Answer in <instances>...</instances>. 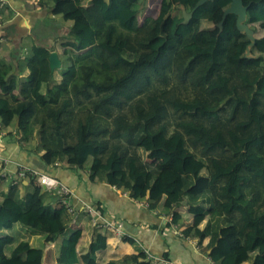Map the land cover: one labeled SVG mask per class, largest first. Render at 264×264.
I'll return each instance as SVG.
<instances>
[{
    "label": "trees",
    "instance_id": "16d2710c",
    "mask_svg": "<svg viewBox=\"0 0 264 264\" xmlns=\"http://www.w3.org/2000/svg\"><path fill=\"white\" fill-rule=\"evenodd\" d=\"M48 1L54 15L72 22L63 44L69 66L51 87L50 49H31L24 81L1 62L0 123L18 120L21 140L37 137L54 166L85 170L92 159L91 181L160 214L180 207L167 225L193 217L183 237L210 238L203 251L215 264H264V0H243L247 23L262 31L251 58V41L237 38L236 15L219 27L231 0H209L188 23L182 8L191 12L200 0H159V15L142 23L143 0ZM165 71L192 97L153 91L154 78L166 82ZM7 180L0 264H152L146 253L108 254L109 235L95 227L90 244L80 228L63 238L80 214L92 222L91 215L46 204L34 178L24 194L16 176ZM16 226L33 231L21 235Z\"/></svg>",
    "mask_w": 264,
    "mask_h": 264
},
{
    "label": "crops",
    "instance_id": "0c3cea01",
    "mask_svg": "<svg viewBox=\"0 0 264 264\" xmlns=\"http://www.w3.org/2000/svg\"><path fill=\"white\" fill-rule=\"evenodd\" d=\"M4 4V10L0 12L2 23L0 24V63H9L13 66L10 76H16L19 80H26L30 73L27 67L28 56L34 46L46 47L56 51L62 62V68L66 66L67 57L64 54L63 44L70 41L67 38L72 23L63 19L60 15L53 14V3L48 0H0ZM47 21L50 24H47ZM47 27V28H46ZM62 72L55 71V81L50 85L61 81ZM47 85L43 87L45 93ZM20 90L16 89L14 94ZM0 155L9 161L7 170L13 175L17 173V165H23L34 169L41 174L51 176L59 180L64 186L73 191L71 204L83 211V206L94 205L101 208L104 220L120 223L125 233L126 240L119 241L108 234V243L111 255H130L150 252L158 260L167 261L170 264H215L210 258V251L203 250L209 244L210 238L199 243L195 237H183L182 232L188 224L193 222V217L185 214L179 224L167 225L171 218V212L180 209L174 207L163 213L151 211L147 208L146 201H135L129 195L115 187L102 184L99 181L90 180L89 170H72L65 162H59L55 166L49 161L48 153L39 146L37 137L29 141L21 140L17 133L19 121L14 126L5 127L0 123ZM10 174V175H11ZM6 181V182H5ZM0 184V192L7 191L8 186ZM30 179L23 180L24 186H20L22 193L32 189ZM45 203L51 206L57 204V199L50 191L43 189ZM77 227L83 230L84 239L89 238V244L94 240L95 230L88 217L80 214ZM4 233L0 232V236ZM61 241L51 244L49 258L53 257L60 248ZM56 256V255H55ZM54 256V257H55ZM51 261V260H50ZM53 264V263H49ZM55 264V263H54ZM249 264V263H244Z\"/></svg>",
    "mask_w": 264,
    "mask_h": 264
},
{
    "label": "built area",
    "instance_id": "2783aa9c",
    "mask_svg": "<svg viewBox=\"0 0 264 264\" xmlns=\"http://www.w3.org/2000/svg\"><path fill=\"white\" fill-rule=\"evenodd\" d=\"M3 10H4V4L0 5V12ZM1 23L2 20L0 15V24ZM7 165H9V161L0 155V176H2V178H5L6 180L7 179L10 180L12 177L14 178L16 176V178L19 179L20 181L26 179L28 180L31 178L36 179L38 186H42L43 189H45L46 191H50L55 196L58 203L64 205L72 216H76L77 209L75 208V206L71 204L72 202L71 200L73 199L74 196L73 191L71 189L64 186L57 179L45 174H41L36 170L27 168L23 165H17L18 171L16 175L12 176V174L6 169ZM82 210L88 212L91 215L92 226L98 229L100 232H106L119 241H123L125 237H128L127 234L125 233L123 226L120 223L115 221L111 222L104 220L101 215V212L97 209V207L95 206L92 207L90 205H87V207L86 208L83 207ZM168 222H171V218L167 221V223ZM145 253L147 254V260L152 262V264H170L167 261L158 260L150 252H145Z\"/></svg>",
    "mask_w": 264,
    "mask_h": 264
},
{
    "label": "rangeland",
    "instance_id": "374dc122",
    "mask_svg": "<svg viewBox=\"0 0 264 264\" xmlns=\"http://www.w3.org/2000/svg\"><path fill=\"white\" fill-rule=\"evenodd\" d=\"M144 2H141V4H139V8L142 10L141 11V14L139 16V22L142 23L144 20L148 19V18H156L158 15H159V12H160V6H161V2L159 0H143ZM70 22V21H69ZM72 23V22H71ZM50 24V22L47 21V24L48 25ZM245 24H247L251 31H252V35L254 37V39H258V38H261L262 37V31L260 30V28L258 26H251L247 23V21L245 22ZM47 28V27H46ZM203 29H209V28H213V26H210V25H207V24H203L202 26ZM237 30V38L240 39L242 37H247L248 38V34L244 31H241V30ZM250 55L253 56L251 50H250ZM259 56V55H257ZM68 62L66 60V66H64L63 68H61V72L63 74L64 71H66V69L68 68ZM165 76L167 78L166 82H162L160 80H157L156 78H154L153 82L151 83V89L153 91H158L159 90H162L164 88H168V89H174L176 92H180L181 94H183V98L185 99H188L190 97H192L193 95V91L192 89L188 86V85H184L182 83L179 82V80L176 78V76L174 74H170L168 71H165ZM174 120H176V118L174 117L173 118ZM190 154L194 157H198L200 158L195 150L191 149L190 150ZM193 158V157H192ZM194 159V158H193ZM202 159V158H200ZM92 164V159H89V161L87 162L86 166H85V170H89L90 166ZM151 165V164H149ZM153 168L156 167V169L158 167H160V164L157 163L156 165L153 164L151 165ZM7 185V183H4L3 184V188H5ZM70 189V188H69ZM72 201V200H71ZM184 204V203H183ZM90 206H94V205H90ZM97 206V205H96ZM95 206V207H96ZM83 207H87L86 205L83 206ZM76 208V207H75ZM77 209V208H76ZM92 223V222H91ZM77 225V222L76 220L74 221V223L72 224L71 226V230H69L64 236H62L63 238H67L71 232L79 227L76 226ZM93 227V226H92ZM16 228H21V230H23V232L21 233V235H25L26 236V233L29 234V232L33 231V230H30V229H27V228H23V227H20V226H16ZM89 233L90 235L93 234V232H91V230H89ZM90 235L87 239V242L89 241V238H90ZM26 238V237H25Z\"/></svg>",
    "mask_w": 264,
    "mask_h": 264
},
{
    "label": "water",
    "instance_id": "95a60500",
    "mask_svg": "<svg viewBox=\"0 0 264 264\" xmlns=\"http://www.w3.org/2000/svg\"><path fill=\"white\" fill-rule=\"evenodd\" d=\"M208 1L209 0H200L193 9V11L191 12H187L185 8H182L184 23H188L193 17L194 13L204 4H206ZM231 2H232L231 6L224 12L223 19L219 27L220 28L223 27V24L228 15L231 14L236 15L237 16L236 28L238 30L246 32L248 34V39L251 41V44L247 48V55H246L247 57L251 58L252 56L250 55V50L252 49V47H254L256 43V39H254L250 27L247 24H245V22L248 19V7L244 5L243 0H231ZM255 57L259 58V56H255ZM49 60H50V67L53 72H55L56 70H60L62 68V62L56 51L51 52Z\"/></svg>",
    "mask_w": 264,
    "mask_h": 264
}]
</instances>
